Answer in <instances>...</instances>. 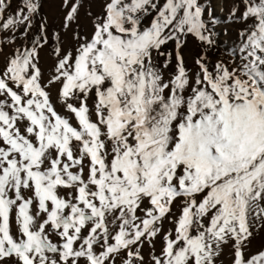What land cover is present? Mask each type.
Masks as SVG:
<instances>
[{"label": "snow or ice", "instance_id": "6c2138e0", "mask_svg": "<svg viewBox=\"0 0 264 264\" xmlns=\"http://www.w3.org/2000/svg\"><path fill=\"white\" fill-rule=\"evenodd\" d=\"M11 3L0 0V33H12L0 45L21 29L27 37L41 7L20 0L6 15ZM63 4L68 30L83 4ZM241 4L232 10L245 25L241 65L210 67L205 52L195 73L186 67L189 37L216 43L201 0H105L91 34L74 33V50L41 21L32 46L7 56L0 262L217 264L230 246L231 264H264V249L247 251L252 221L264 223V0ZM50 40L56 63L45 82L40 50ZM165 221L173 228L162 231Z\"/></svg>", "mask_w": 264, "mask_h": 264}, {"label": "rangeland", "instance_id": "374dc122", "mask_svg": "<svg viewBox=\"0 0 264 264\" xmlns=\"http://www.w3.org/2000/svg\"><path fill=\"white\" fill-rule=\"evenodd\" d=\"M206 10H210L212 18H214L217 23L214 26L215 36L214 39L216 43L208 48L202 46L199 42L195 41L193 38L189 37L186 46L183 48V54L185 59V64L192 73H195L198 69L194 63L196 57L206 52L208 61L210 62V67L214 65L217 61H222L223 63L229 65V67L235 65H241V53L239 48L241 46L240 32L244 29L245 25L239 20V13L236 17H233L232 10L237 7H242L241 0H222V5L217 4V0H201ZM20 0H12L11 8L7 14H11L18 7ZM41 4L39 15L33 21V27L30 30L27 37H22L20 32L16 33L15 42L11 45L4 44L0 45V69H3L6 63L7 56L11 55L16 48L31 47V41L39 35V24L41 21L46 22L47 34L51 37L54 33H59L63 41V48L65 50H74L77 46V41L73 38L75 32L79 31L80 34L90 35L92 31L91 20L93 16L100 15L103 11V5L105 0H82L83 6L80 8L78 21L73 22L72 27L68 30L63 28L64 17L67 13V8L63 4V0H39ZM92 15L89 16L88 13ZM208 17V12L205 13V18ZM12 33H0V39L8 38ZM55 41L50 40L49 44L40 50V60L39 66L44 74V81L46 82L54 64L56 63V58L52 52L55 46ZM174 44L170 43L167 50H172ZM158 62L163 61V57H158ZM175 61L173 60V64ZM169 69L168 71H172ZM167 78V72L165 73ZM58 86H54L50 89L53 101H56V93ZM91 103V102H90ZM57 111L61 115H68L63 107L56 103ZM93 119H95L93 115ZM72 123L76 124L75 120ZM174 212L178 213V209L174 208ZM173 228V225L168 221L163 224L162 231H167ZM12 231L13 234H17L15 218L13 215L12 219ZM253 237L251 238V243L247 249L249 254H253L258 250L264 249V223L260 221L253 220L252 228ZM163 245L162 238H158L155 241V251L159 254L160 249ZM152 249L148 245L143 248V254L145 260L147 261ZM9 260V264L14 258H6ZM233 259L232 249L230 246L224 248L223 254L218 259L217 264H231ZM3 264V262H0Z\"/></svg>", "mask_w": 264, "mask_h": 264}, {"label": "bare ground", "instance_id": "6f19581e", "mask_svg": "<svg viewBox=\"0 0 264 264\" xmlns=\"http://www.w3.org/2000/svg\"><path fill=\"white\" fill-rule=\"evenodd\" d=\"M217 4H218L219 6H221V5H222V0H217Z\"/></svg>", "mask_w": 264, "mask_h": 264}]
</instances>
